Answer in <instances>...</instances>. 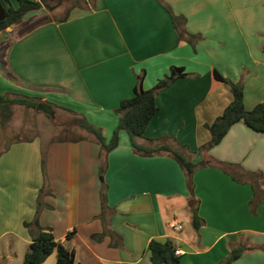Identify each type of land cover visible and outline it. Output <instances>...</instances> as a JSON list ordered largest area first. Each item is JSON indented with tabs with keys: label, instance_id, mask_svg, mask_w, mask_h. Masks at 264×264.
Segmentation results:
<instances>
[{
	"label": "crops",
	"instance_id": "obj_1",
	"mask_svg": "<svg viewBox=\"0 0 264 264\" xmlns=\"http://www.w3.org/2000/svg\"><path fill=\"white\" fill-rule=\"evenodd\" d=\"M172 16L184 17L183 28L196 41L179 40ZM171 67L183 68L186 77L157 94V111L136 143L179 146L203 163L191 177L192 192L170 156L136 155L123 131L107 154L94 137L48 142L45 156L44 148H32L31 162L23 161V143L13 145L0 157V264L21 259L17 247L31 242L23 223L36 214L78 264H151L152 239L171 241L179 264H224L237 247L245 250L231 264H264V184L253 187L247 177L264 175V134L238 122L219 144L200 150L210 140L205 125L232 100L213 70L241 82L245 110L264 102V0H90L67 20L49 19L15 38L0 86L52 90L57 104L97 120L107 142L119 103L139 83L153 88ZM13 168L34 177L22 196L6 190ZM191 200L203 220L198 230L191 225ZM55 262L53 253L43 264Z\"/></svg>",
	"mask_w": 264,
	"mask_h": 264
},
{
	"label": "trees",
	"instance_id": "obj_2",
	"mask_svg": "<svg viewBox=\"0 0 264 264\" xmlns=\"http://www.w3.org/2000/svg\"><path fill=\"white\" fill-rule=\"evenodd\" d=\"M16 7H12L8 0H0V32L9 28L12 25L19 24L23 18L32 12L45 9L51 12L55 6L47 4L46 0H14ZM88 4L90 0H76ZM74 9L83 10L82 7L74 5L69 8L63 18L56 21H65L70 16ZM49 22L48 18L38 22L25 31L30 32L37 26ZM173 27L177 32L179 40H186L189 44L196 41L197 37L188 35L184 30L185 19L181 16H172ZM183 68L171 67L169 73L155 84V86L148 90H143L140 83L133 89V94L130 98L124 99L119 103L115 114L118 116L117 124L112 132L109 141L106 143L100 129L89 124L85 118L76 117L75 124L85 130L89 135L101 145L105 154L114 150L118 145L119 132L123 131L127 134L133 152L141 157H153L162 154L170 156L178 166L183 170L187 181L189 191L192 192L191 177L195 170L203 165V163H195L190 157L182 154L183 151L179 146L170 144H159L153 147H143L136 143V139L145 138L144 131L157 111L155 98L160 91L168 88L176 79L185 78ZM213 78L218 82L225 83L229 86V92L232 100L223 110L222 114L215 118L210 125H205V129L210 134V140L200 147L202 151H209L211 148L219 144L223 137L227 134L229 129L236 123L242 122L247 128L254 132L264 134V102L256 104L251 110H245L243 104V85L241 82L232 83L221 77L215 70H213ZM11 105L24 106L40 110L41 105L28 97H14L9 98L0 95V112L3 117L8 118V108ZM163 140H166L163 138ZM176 147V148H175ZM104 169H100L102 174ZM247 177L251 180V184L257 186L264 184V175L248 174ZM234 180L240 181L235 176ZM104 197H101V207L104 206ZM39 205H37L38 207ZM189 213L191 218V225L194 230H198L203 225V220L198 216L197 203L193 200L189 201ZM23 226L28 229L31 234V242L28 245L27 251L23 255L22 264H43L45 260L53 253H55V264H78L74 260V253L68 250L65 245L59 240L55 239L51 229L42 228L39 226L37 214L30 223H23ZM72 233L67 234L69 240ZM175 246L169 240L152 239L148 243L149 261L151 264H179V256L175 255ZM243 247H237L231 250L229 257L224 264H231L237 260L244 252Z\"/></svg>",
	"mask_w": 264,
	"mask_h": 264
},
{
	"label": "rangeland",
	"instance_id": "obj_3",
	"mask_svg": "<svg viewBox=\"0 0 264 264\" xmlns=\"http://www.w3.org/2000/svg\"><path fill=\"white\" fill-rule=\"evenodd\" d=\"M8 2L12 7H16V5H12L14 4V0H8ZM46 2L50 6H55V9L51 12L44 9L29 13L19 24L12 25L0 32V68H2V62L9 45L15 38L25 32L27 28L45 20V18L54 20L63 18L69 8L74 5H78L82 7V9H85L88 6V4H85L82 1L77 2L76 0H46ZM0 77H2L1 74ZM19 90L20 91L17 90L8 92L0 86V95L7 96L9 98L28 97L33 99L35 103L41 105L42 108H40V110H36L26 108L24 106L11 105L8 108V118L3 117L0 112V157L3 154L1 151L7 152L8 148L13 145L21 146L24 144V146L19 148L23 149L21 152L26 154V156L23 157V161L28 158L29 162H31L35 160L34 154H32V148L39 150H43L44 148L43 153L45 156L48 151L49 145H46L48 142L62 140L78 141L85 137H92L85 130L79 128L75 124L74 120L77 117L75 113L56 103L57 99L54 98L56 94L53 93L52 90L37 87H26L25 89L20 88ZM85 120L94 127H96L94 123L98 122L97 120L92 121L86 118ZM103 130H100L101 133ZM42 150L40 154L41 159ZM180 152H182V154L184 153L181 150ZM101 156H103V153ZM16 161H19V159ZM10 162L13 164L15 159H13V162L10 160ZM23 171L24 169L20 170L19 168L17 175L13 168V171L11 169L8 173L10 180H8L9 185L6 190L10 195L15 193L16 196H22L29 189H31L32 184H34L35 181H33L34 177L32 176L33 174L30 173L31 171L27 170L28 173ZM100 178H102V176H99L98 181H101ZM179 211V216L186 218L183 209H179ZM182 222L186 226L188 221L184 219ZM27 248L28 245L24 244L18 246L17 252L20 254L21 259L18 258V260H13L11 264H22L23 255L27 251Z\"/></svg>",
	"mask_w": 264,
	"mask_h": 264
},
{
	"label": "built area",
	"instance_id": "obj_4",
	"mask_svg": "<svg viewBox=\"0 0 264 264\" xmlns=\"http://www.w3.org/2000/svg\"><path fill=\"white\" fill-rule=\"evenodd\" d=\"M171 228H172L173 230H175V231H179V230H180V226H179L178 224H176V223L172 224V225H171ZM175 255H176V256H179V255H180V252L177 251V250H175Z\"/></svg>",
	"mask_w": 264,
	"mask_h": 264
}]
</instances>
